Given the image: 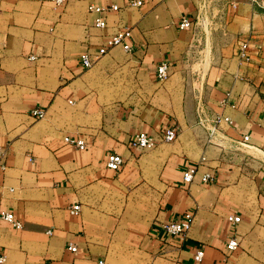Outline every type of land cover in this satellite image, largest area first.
Here are the masks:
<instances>
[{
  "label": "crops",
  "instance_id": "obj_1",
  "mask_svg": "<svg viewBox=\"0 0 264 264\" xmlns=\"http://www.w3.org/2000/svg\"><path fill=\"white\" fill-rule=\"evenodd\" d=\"M201 1L0 0V211L23 222L0 220L3 264H264V4L217 0L212 29L180 28ZM91 4L119 9L100 27ZM125 26L133 51L116 46L82 66L81 53ZM200 100L231 120L211 142ZM37 108L44 117L31 114ZM170 127L177 140L161 141ZM141 131L159 140L154 148L131 146ZM246 135L250 146L240 147ZM112 153L125 159L120 172L107 167ZM189 212L184 236L165 229Z\"/></svg>",
  "mask_w": 264,
  "mask_h": 264
},
{
  "label": "built area",
  "instance_id": "obj_2",
  "mask_svg": "<svg viewBox=\"0 0 264 264\" xmlns=\"http://www.w3.org/2000/svg\"><path fill=\"white\" fill-rule=\"evenodd\" d=\"M130 4L135 6H143L145 0H129ZM226 4L229 6L236 7L237 2L236 0H225ZM253 4H264V0H250ZM57 6H64L68 0H55ZM217 0H202L197 13L194 18H189L187 16H183L178 25L182 29H193L195 33H199L202 29L204 31L210 30L216 24L215 15L212 14L213 9L216 8ZM119 5L112 4L107 6L91 4L89 6L90 12H95L98 14L96 18V25L100 27H104L107 25L106 20L103 18V14L109 10H118ZM132 38V29L130 27H121L119 28L112 36H110L107 41L100 46L95 52L91 51H84L80 55V62L83 67L91 68L95 62L103 55H105L111 48L116 46H121L126 51H133L134 46L131 44ZM249 49V41H243L239 47V55L242 57H247V51ZM170 75V63L166 61H162L157 66V76L158 79L163 81L166 80ZM46 111L42 108H37L31 110V114L35 117L42 118L44 117ZM197 113L199 116V122L209 131V141L211 142L214 138L220 135V124L223 120L231 122L230 118L227 116H223L220 114L210 115L208 112V108L206 104L200 100L197 106ZM179 136V131L177 127H170L167 128L166 131L162 134L160 140L163 142H173L177 140ZM250 136L246 135L242 141L239 142L240 147H247L249 145ZM65 141L71 145L77 146L80 149L86 148L84 140L81 138H74V137H66ZM159 140L153 136L152 134L141 131L132 138L131 146L138 149H151L154 148ZM5 158V149L0 146V166L2 168L6 167L4 162ZM107 167L115 172H120L123 170L125 165L124 157L119 153H112L109 154L107 158ZM197 169L195 166L189 167L183 173V179L186 183H190L193 181ZM211 178L210 174H206L203 176V181L207 182ZM81 206L74 205L71 209L73 214L79 212ZM227 219L230 222L238 223L242 220L241 216L236 213H229L227 215ZM0 220H3L13 226L15 229H22L23 222L17 218L16 214L12 211L2 210L0 211ZM193 215L192 213H186L185 217L181 221H170L167 222L165 225V229L173 235L177 236H184L186 232L190 229L192 225ZM51 232V231H49ZM239 246V241L236 237L232 238L227 248L229 251L235 250ZM69 249L71 251H77V246L75 244H70ZM204 251L198 250L195 259L200 261L204 257ZM6 260V256L1 254L0 255V264H3ZM103 261H101V264ZM43 264H49V262H44Z\"/></svg>",
  "mask_w": 264,
  "mask_h": 264
}]
</instances>
